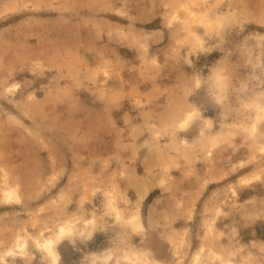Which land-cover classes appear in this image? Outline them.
I'll return each mask as SVG.
<instances>
[{
  "label": "rangeland",
  "instance_id": "obj_1",
  "mask_svg": "<svg viewBox=\"0 0 264 264\" xmlns=\"http://www.w3.org/2000/svg\"><path fill=\"white\" fill-rule=\"evenodd\" d=\"M0 264H264V0H0Z\"/></svg>",
  "mask_w": 264,
  "mask_h": 264
},
{
  "label": "bare ground",
  "instance_id": "obj_2",
  "mask_svg": "<svg viewBox=\"0 0 264 264\" xmlns=\"http://www.w3.org/2000/svg\"><path fill=\"white\" fill-rule=\"evenodd\" d=\"M50 243V242H49ZM51 244V243H50ZM48 246V245H47ZM46 248V247H45ZM48 248H49V246H48ZM47 248V249H48ZM45 250V249H44ZM47 251H50V250H47ZM50 253V252H49ZM57 256V255H56ZM53 260H55V257L53 256V258H52Z\"/></svg>",
  "mask_w": 264,
  "mask_h": 264
}]
</instances>
